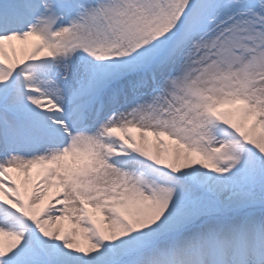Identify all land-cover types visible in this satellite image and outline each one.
<instances>
[{
	"label": "snow or ice",
	"instance_id": "6c2138e0",
	"mask_svg": "<svg viewBox=\"0 0 264 264\" xmlns=\"http://www.w3.org/2000/svg\"><path fill=\"white\" fill-rule=\"evenodd\" d=\"M0 264H264V0H0Z\"/></svg>",
	"mask_w": 264,
	"mask_h": 264
},
{
	"label": "bare ground",
	"instance_id": "6f19581e",
	"mask_svg": "<svg viewBox=\"0 0 264 264\" xmlns=\"http://www.w3.org/2000/svg\"><path fill=\"white\" fill-rule=\"evenodd\" d=\"M19 47V44L17 45ZM166 139V138H165ZM169 144H171V141H168Z\"/></svg>",
	"mask_w": 264,
	"mask_h": 264
},
{
	"label": "rangeland",
	"instance_id": "374dc122",
	"mask_svg": "<svg viewBox=\"0 0 264 264\" xmlns=\"http://www.w3.org/2000/svg\"><path fill=\"white\" fill-rule=\"evenodd\" d=\"M54 191V190H53ZM66 223V222H65Z\"/></svg>",
	"mask_w": 264,
	"mask_h": 264
}]
</instances>
